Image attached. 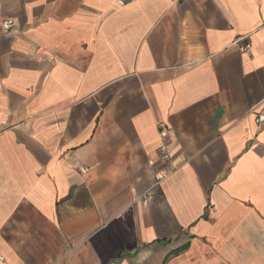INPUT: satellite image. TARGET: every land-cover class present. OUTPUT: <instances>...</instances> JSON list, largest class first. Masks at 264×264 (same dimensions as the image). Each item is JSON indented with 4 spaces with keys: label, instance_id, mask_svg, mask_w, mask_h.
Masks as SVG:
<instances>
[{
    "label": "crops",
    "instance_id": "crops-1",
    "mask_svg": "<svg viewBox=\"0 0 264 264\" xmlns=\"http://www.w3.org/2000/svg\"><path fill=\"white\" fill-rule=\"evenodd\" d=\"M262 108L264 0H0V264H264Z\"/></svg>",
    "mask_w": 264,
    "mask_h": 264
},
{
    "label": "built area",
    "instance_id": "built-area-1",
    "mask_svg": "<svg viewBox=\"0 0 264 264\" xmlns=\"http://www.w3.org/2000/svg\"><path fill=\"white\" fill-rule=\"evenodd\" d=\"M122 2L125 0H121ZM128 1V0H126ZM14 27V23L12 20H4L1 24V31L3 33H8L11 31V29ZM248 48V46H246ZM255 123L261 127L264 124V108H262L260 111L255 113ZM159 138L161 140V144L159 147V153L162 157V159L166 162L170 160V156L168 154V147H167V139H168V130L166 128H160L159 131ZM143 203H147L149 200L148 193L143 195Z\"/></svg>",
    "mask_w": 264,
    "mask_h": 264
}]
</instances>
